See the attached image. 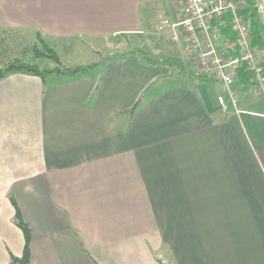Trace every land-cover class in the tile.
I'll list each match as a JSON object with an SVG mask.
<instances>
[{"label":"crops","instance_id":"obj_1","mask_svg":"<svg viewBox=\"0 0 264 264\" xmlns=\"http://www.w3.org/2000/svg\"><path fill=\"white\" fill-rule=\"evenodd\" d=\"M171 5L0 0L3 29L98 53L45 86L0 79V264L24 245L10 195L30 264H264V91L236 80L238 111L223 110L186 42L156 31ZM139 48L181 68L126 54Z\"/></svg>","mask_w":264,"mask_h":264},{"label":"built area","instance_id":"obj_2","mask_svg":"<svg viewBox=\"0 0 264 264\" xmlns=\"http://www.w3.org/2000/svg\"><path fill=\"white\" fill-rule=\"evenodd\" d=\"M247 5V0H175L177 16H162L156 25V31L171 43L183 39L195 53L199 72L218 82L220 93L216 99L223 110L238 111V97L233 84L242 61H246L254 71L258 89L264 91V48H251L248 24L240 13ZM254 6L264 22V0L254 1ZM214 24L228 26L234 32L239 56L227 54L225 49L233 45L229 39L223 40L224 50L218 47L212 31Z\"/></svg>","mask_w":264,"mask_h":264},{"label":"trees","instance_id":"obj_3","mask_svg":"<svg viewBox=\"0 0 264 264\" xmlns=\"http://www.w3.org/2000/svg\"><path fill=\"white\" fill-rule=\"evenodd\" d=\"M248 5L245 9L240 11L246 18L248 28H249V44L252 49L264 48V22L261 20L260 15L258 14L256 7L254 6V0H247ZM5 31L0 27V47H3L4 37L1 34V31ZM212 31L216 38L218 47L223 49L220 39H229L233 42L231 48H226V52L233 57L239 56L238 42L237 37L230 27H221L213 25ZM36 38L41 44V48L35 46L33 48V53L36 57H46L52 62L56 63L54 67H40L38 64L22 61L19 58H14L13 60L7 61L4 64L0 65V79L7 76L13 72H24L33 75H37L42 79L43 85H47L46 78L49 75L61 76L65 75L67 77H77L81 74H85L92 69H94L98 62H92L88 64L75 65L71 67H61L59 64V57L57 53L48 46L45 40L40 36L39 33H36ZM126 54H139L141 59L148 64H157V65H167L175 66L181 68V65L174 61L160 60L150 57L142 48L131 50ZM195 75L201 80H211L207 76L200 73H195ZM236 80L241 84L244 89H256L258 88V81L256 79L255 73L251 70L246 61H242L236 71ZM142 99L139 97L134 104L130 107L129 112L135 110ZM10 201L15 209L14 213V222L21 229L24 238L23 251L21 256L10 255V261L15 264H30L29 256V245L31 242L32 231L30 224L23 217L19 207L15 203V200L12 195H10Z\"/></svg>","mask_w":264,"mask_h":264},{"label":"rangeland","instance_id":"obj_4","mask_svg":"<svg viewBox=\"0 0 264 264\" xmlns=\"http://www.w3.org/2000/svg\"><path fill=\"white\" fill-rule=\"evenodd\" d=\"M167 1L168 5L172 3V8H175V0ZM168 14L169 11H167L164 15L168 16ZM1 34L4 37V42L2 43L4 46L0 47V65L7 61L13 60L14 58H19L22 61L38 64L40 67H54L56 65V63L52 62V60L46 57H36L34 55L33 48L35 46H37V48H41V44L35 35L21 30L12 29H6L5 31L2 30ZM89 46L90 43L85 41V43H77V48L76 46H70L68 48L61 46L59 49L56 48L59 57L58 65L61 67H71L75 65L97 62L94 60L96 56H98V53L89 49ZM142 49L145 51L144 48ZM145 52L149 54L147 51ZM51 79H53V77L49 75L46 78V83L48 84ZM170 262H172V260H170Z\"/></svg>","mask_w":264,"mask_h":264}]
</instances>
